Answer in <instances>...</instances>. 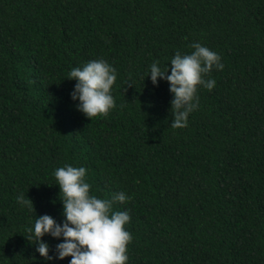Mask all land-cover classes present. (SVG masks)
Segmentation results:
<instances>
[{
    "label": "trees",
    "instance_id": "trees-1",
    "mask_svg": "<svg viewBox=\"0 0 264 264\" xmlns=\"http://www.w3.org/2000/svg\"><path fill=\"white\" fill-rule=\"evenodd\" d=\"M193 41L224 67L173 128L168 81L147 71ZM96 58L117 70L115 106L90 119L66 76ZM65 163L92 194L132 197L113 202L126 264H264V0H0V264H68L27 239L35 215L64 219ZM41 239L53 254L63 238Z\"/></svg>",
    "mask_w": 264,
    "mask_h": 264
},
{
    "label": "clouds",
    "instance_id": "clouds-1",
    "mask_svg": "<svg viewBox=\"0 0 264 264\" xmlns=\"http://www.w3.org/2000/svg\"><path fill=\"white\" fill-rule=\"evenodd\" d=\"M190 47V52L177 50L163 68L154 60L147 71L153 85L158 83V77L168 81L173 128L186 126L189 113L198 105L197 86L211 90L216 81L206 75L213 67H224L220 55L206 45L193 41ZM116 76V68L104 58L71 67L66 77L75 79L69 93L72 100L78 101L75 107L90 119L107 115L115 106L112 86ZM86 171L83 165L69 163L53 170L64 219L57 222L46 213L35 215L27 229V239L35 243V251L46 261L70 256L68 264H126L127 244L132 236L125 225L130 214L127 209H113V202L124 203L132 197L124 191H117L110 198L92 194ZM17 200L34 209L32 200L24 194L18 195ZM45 234L63 238L56 243L53 254L48 242L41 239Z\"/></svg>",
    "mask_w": 264,
    "mask_h": 264
}]
</instances>
